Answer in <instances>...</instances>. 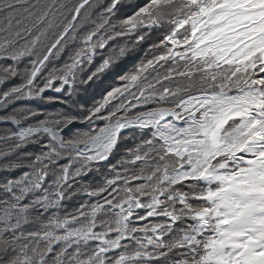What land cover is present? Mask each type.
I'll return each mask as SVG.
<instances>
[{
    "label": "snow or ice",
    "instance_id": "obj_1",
    "mask_svg": "<svg viewBox=\"0 0 264 264\" xmlns=\"http://www.w3.org/2000/svg\"><path fill=\"white\" fill-rule=\"evenodd\" d=\"M0 264H264V0H0Z\"/></svg>",
    "mask_w": 264,
    "mask_h": 264
}]
</instances>
